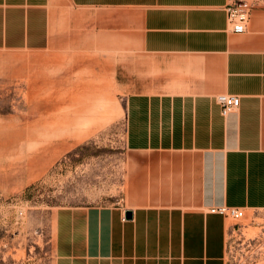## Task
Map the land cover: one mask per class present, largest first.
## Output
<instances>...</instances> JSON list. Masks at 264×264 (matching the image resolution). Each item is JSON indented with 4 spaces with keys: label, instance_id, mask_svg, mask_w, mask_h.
<instances>
[{
    "label": "crops",
    "instance_id": "crops-1",
    "mask_svg": "<svg viewBox=\"0 0 264 264\" xmlns=\"http://www.w3.org/2000/svg\"><path fill=\"white\" fill-rule=\"evenodd\" d=\"M65 1L116 9L123 38L138 41L126 109L138 159L127 203L56 212L54 264H226L227 219L207 209H264V9L236 34L225 12L234 0ZM61 2L0 0V49L47 46ZM223 93L240 99L225 116Z\"/></svg>",
    "mask_w": 264,
    "mask_h": 264
},
{
    "label": "rangeland",
    "instance_id": "rangeland-1",
    "mask_svg": "<svg viewBox=\"0 0 264 264\" xmlns=\"http://www.w3.org/2000/svg\"><path fill=\"white\" fill-rule=\"evenodd\" d=\"M61 3L47 46L0 49V264H54L56 212L127 203L138 159L126 147L138 41L114 8ZM227 227L226 264H264V209Z\"/></svg>",
    "mask_w": 264,
    "mask_h": 264
},
{
    "label": "built area",
    "instance_id": "built-area-1",
    "mask_svg": "<svg viewBox=\"0 0 264 264\" xmlns=\"http://www.w3.org/2000/svg\"><path fill=\"white\" fill-rule=\"evenodd\" d=\"M253 5L247 0H234L225 6L227 24L233 33L241 34L245 32L249 16ZM216 103L223 116L237 110L240 104L238 96L230 94H218ZM210 214H217L225 219L240 220L243 217V209L226 205L211 206L207 209Z\"/></svg>",
    "mask_w": 264,
    "mask_h": 264
},
{
    "label": "water",
    "instance_id": "water-1",
    "mask_svg": "<svg viewBox=\"0 0 264 264\" xmlns=\"http://www.w3.org/2000/svg\"><path fill=\"white\" fill-rule=\"evenodd\" d=\"M125 217H126V218H130V217H131V212H126V213H125Z\"/></svg>",
    "mask_w": 264,
    "mask_h": 264
}]
</instances>
